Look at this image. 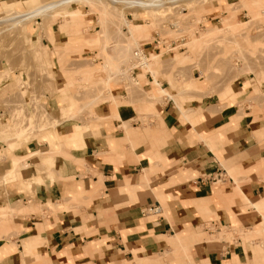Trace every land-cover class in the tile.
I'll return each mask as SVG.
<instances>
[{"label": "crops", "instance_id": "1", "mask_svg": "<svg viewBox=\"0 0 264 264\" xmlns=\"http://www.w3.org/2000/svg\"><path fill=\"white\" fill-rule=\"evenodd\" d=\"M2 1L10 3L0 8H12L23 0ZM51 30L54 44L80 43L58 27ZM28 39L38 48V38ZM44 44L55 53L46 38ZM159 44L142 48L149 53ZM52 63L54 83L65 85L56 54ZM247 74L235 80L241 88L229 99L183 94L182 106L195 109L192 115L176 104L172 82L150 87L147 74L144 104L157 112L145 124L137 98L118 82L109 84L114 100L102 95L89 120L60 121L59 108L75 104V96L45 95L44 105L59 123L13 152L6 146L17 157H0V179L17 161L15 180L0 185V206L19 202L22 209L11 217V235L1 233L8 226L0 228V264H264V95L254 92ZM162 88L169 98L155 106L146 93ZM27 154L28 161H20ZM222 164L239 168L237 182ZM218 176L221 184L214 181ZM206 224L261 233L210 241Z\"/></svg>", "mask_w": 264, "mask_h": 264}, {"label": "rangeland", "instance_id": "2", "mask_svg": "<svg viewBox=\"0 0 264 264\" xmlns=\"http://www.w3.org/2000/svg\"><path fill=\"white\" fill-rule=\"evenodd\" d=\"M50 1L54 0L17 1L15 6H10L12 8H0V18L9 11L29 12ZM126 1L134 0H81L54 6L46 14L17 22L12 28L1 29L4 25H0V145H4V148L0 146V157H17L7 154L5 149L7 141L15 137V120L21 121L20 125L35 126L29 130L31 133L20 136L21 142L26 144L41 132L36 123L40 122V126L43 116L48 115L44 121L55 119L44 105L45 95L69 93L75 96V104H69L73 107V116L65 112L68 105L61 107L58 112H64L58 113L60 121L80 115L89 120L93 116L92 107L102 100V95L108 94L107 98L114 100L109 84L118 82L129 96L137 98L134 104L139 113H144L140 117L144 124L157 111L147 110L142 90L147 91L159 83L164 87L162 79L176 86L177 89L172 87L178 91L176 104L190 115L196 111L182 106L183 94L194 99L205 95H216L220 100H224L226 95L228 99L232 98L241 88L234 83L241 74H251L254 92L264 95V0H166V4L156 8H138ZM8 3L2 1L0 6ZM214 5L219 8H213ZM74 10L78 12H71ZM85 14L90 18L88 22L84 19ZM209 15H218V19L207 21ZM51 26L77 36L75 39L80 43L54 44L53 38L47 36ZM67 27L70 30L67 31ZM34 28H37L36 32ZM29 36L30 39L38 38V48L33 47ZM44 38L52 43L55 53L47 51V45H43ZM155 39L160 40V49L136 59L134 50ZM177 40L169 52L161 45L165 42L169 49L170 43ZM53 54L58 58L59 70L66 81L63 86L54 83ZM147 74L153 78L150 87ZM137 82L141 85L135 86ZM167 91L174 93L169 88ZM165 94L168 93L164 88L157 93H146L155 106L163 103L167 97ZM30 155L20 158V161L27 162ZM222 166L237 182L239 168L233 171L226 164ZM9 182L0 179L2 186ZM215 182L221 184L220 179ZM20 183L26 184L24 181ZM18 204L6 202L0 206V228H10L1 233L7 236L12 234L11 217L22 212ZM8 207H11V212L6 214ZM205 228V234L209 229L213 231L207 237L210 241H220L235 234L249 239L261 233L259 229L253 233L226 228L217 231L211 224H206Z\"/></svg>", "mask_w": 264, "mask_h": 264}, {"label": "bare ground", "instance_id": "3", "mask_svg": "<svg viewBox=\"0 0 264 264\" xmlns=\"http://www.w3.org/2000/svg\"><path fill=\"white\" fill-rule=\"evenodd\" d=\"M77 1H81V0H54V1H50V2H47L45 3L44 5H38L36 6L35 8H33L31 11L29 12H25L24 10H19V11H9L4 17L0 18V25H4L1 29H4L6 27H11L13 24H16L17 22H23L24 20H28V19H32L40 14H46L48 12V10L54 6H61V5H65V4H70L72 2H77ZM112 1V0H111ZM114 1V0H113ZM129 5H134L136 7H140V8H156V7H160L164 4H166V0H134V1H130V2H127ZM71 12H78V10H74V11H71ZM41 16V15H40ZM15 27V25H13ZM12 26V27H13ZM1 27V26H0ZM11 27V28H12ZM19 27V26H18ZM215 28V27H214ZM213 29V28H211ZM7 31V30H6ZM210 31V30H209ZM174 47H170L169 49L166 47V51H170L172 50ZM7 79V78H5ZM105 81V80H104ZM84 106V105H83ZM80 108V107H79ZM80 110V109H79ZM78 110V111H79ZM59 111V110H58ZM64 110H60V112ZM73 107L72 105H68L67 108L65 109V112L68 113V116L69 115H72L73 116ZM77 111V110H76ZM58 112V113H60ZM62 112V113H63ZM70 113V114H69ZM77 113H80V112H77ZM75 115V114H74ZM46 118H48V115L45 116ZM45 117L43 116V122L41 121V125L39 126L38 123V120L36 123L37 126L36 128L38 127V130H44L46 129L48 126L49 127H54L56 124L59 123L58 120H55V121H50L49 120H46L44 121ZM42 118V117H41ZM50 118V117H49ZM20 120V119H18ZM21 122V121H20ZM20 122L19 121H14V132H15V137L13 139H11L10 141H7V151L9 152H13L16 148L20 147L23 145L24 142H21V140L19 139L20 136L22 135H27L29 133H31V131L29 132V130L32 128H34V124H33V127L30 126V124L26 125V124H22L20 125ZM35 124V125H36ZM35 130V129H34ZM28 139V138H27ZM59 154V153H58ZM12 155V154H11ZM49 155V154H48ZM16 162L17 161H14L11 165V167L9 168V171H7L5 173V175L3 176V180L4 181H10L12 180V178H15V171H16ZM236 169V168H235ZM144 172L147 171V169H143ZM234 171V169H233ZM1 178V177H0ZM2 183V181H1ZM4 184V183H3ZM11 209V207H8L7 208V211H6V214L7 213H10L11 211H9Z\"/></svg>", "mask_w": 264, "mask_h": 264}, {"label": "built area", "instance_id": "4", "mask_svg": "<svg viewBox=\"0 0 264 264\" xmlns=\"http://www.w3.org/2000/svg\"><path fill=\"white\" fill-rule=\"evenodd\" d=\"M155 40H159V39H155ZM179 40H177V41H175V42H171L170 43V46L171 47H175V45H176V42H178ZM181 41V40H180ZM165 43V42H164ZM134 56H135V58L136 59H138V60H140L141 59V57H143L145 54H147L145 51H144V49L141 47V48H137V49H135L134 50ZM219 177V179L220 180H222V177L221 176H218ZM221 177V178H220ZM218 179H215L214 178V181H217ZM150 210L151 211H154V212H156L157 211V207L155 206V207H152V208H150Z\"/></svg>", "mask_w": 264, "mask_h": 264}]
</instances>
